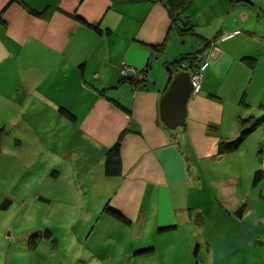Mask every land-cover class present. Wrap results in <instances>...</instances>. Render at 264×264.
Wrapping results in <instances>:
<instances>
[{"label":"crops","instance_id":"1","mask_svg":"<svg viewBox=\"0 0 264 264\" xmlns=\"http://www.w3.org/2000/svg\"><path fill=\"white\" fill-rule=\"evenodd\" d=\"M177 6L0 0V156L28 150L17 162L46 180L36 197L47 215L59 203L52 218L74 220L70 235L92 239L75 255L106 264H264V0H189L181 10L193 28L184 35L171 25ZM195 52L206 63L201 89L185 124L170 129L160 117L177 70L170 63ZM123 62L146 69L145 81L131 82ZM240 119L260 123L237 150L221 152L220 141L240 134ZM11 135L20 147H9ZM118 141L109 174L106 156ZM16 174L11 162L0 164V186L14 187ZM5 198L0 210L12 204ZM106 204L128 222L105 213ZM7 258L0 253V264Z\"/></svg>","mask_w":264,"mask_h":264},{"label":"rangeland","instance_id":"2","mask_svg":"<svg viewBox=\"0 0 264 264\" xmlns=\"http://www.w3.org/2000/svg\"><path fill=\"white\" fill-rule=\"evenodd\" d=\"M2 133L7 134L0 130V134ZM19 140V138L11 135V138L8 139L9 147H20ZM23 142L27 146L30 140H23ZM40 151L36 158V165L38 166H42L39 163L43 162ZM27 152L28 150L21 148L17 149L15 154L12 153L10 157L7 155L0 156V164L11 162L17 167L16 180L18 182V184H14V187L0 186V202L4 197L12 201L9 209L0 210V253L3 256L7 253L8 264H106L96 262L90 257L91 261L87 257V252L83 256L74 254V250L79 244L88 248L92 239L79 241L77 235H70V232H73L74 220H69L70 222L66 223L58 222L57 218H52V215L58 212L59 203H56L54 210L50 215H47L48 203L38 201L36 197L39 192L44 190L46 180L40 183L32 180L27 170H22L23 164H19L26 163L24 161L28 156ZM33 172L36 173V170ZM37 173V175H43L40 172ZM70 210L73 209L70 208ZM75 212H79L78 209L73 211V213ZM92 224L93 222L89 224V228L92 227ZM48 232H50V236L47 235ZM27 233L36 234V247L23 245V235H27ZM53 237L57 240L56 244L51 242ZM97 240L101 241L100 239Z\"/></svg>","mask_w":264,"mask_h":264},{"label":"trees","instance_id":"3","mask_svg":"<svg viewBox=\"0 0 264 264\" xmlns=\"http://www.w3.org/2000/svg\"><path fill=\"white\" fill-rule=\"evenodd\" d=\"M176 2L178 3L177 7H180V9L171 11V25L173 28L177 29L180 34L184 35L187 32H190L193 28V26L191 24H189L185 20V18L183 17L184 10L183 11L181 10L187 5L189 0H176ZM190 54L191 55L193 54V55L191 56ZM190 54H185L183 57H181L178 60H175V61L170 63V65H175L177 68V70L175 72H173V75L176 72L181 71L182 69L188 70L193 65H198V63L201 62V60L200 61L198 60L199 54L197 52L190 53ZM187 58H189V60H190L189 65L183 64L184 59H187ZM145 70L143 69L142 71L145 72ZM173 75H172V77H173ZM128 78H130V81L134 82V83H141V82L145 81V79L138 80L134 76H130ZM63 111L66 112L65 110H63ZM66 113L68 114V112H66ZM259 123H260L259 120L240 119L239 120L240 134L235 139L227 140V141H220V144H219L220 151L221 152H232V151L237 150L241 146L242 141L245 138V136L247 134H249ZM119 147H120V142L118 141L117 143H115L113 145V147L107 153V156H106V158H107L106 169L107 170H106V172L109 174L115 173L117 171V169L113 168L111 166V164H112V162H114V160L118 159ZM262 175H263L262 172L257 171L255 174V177H254L255 181L260 179V177ZM5 204L8 205L9 202H6ZM103 211L105 213L119 219L120 221L128 222V220H126L119 212L111 209L108 206V204H106L103 207ZM170 228H172V226L161 228V230H166V229H170ZM47 235L50 236L49 233ZM35 236H36V234H32L29 236L28 246H30L32 248L36 247V245H37V241L35 239ZM150 251H151V248H146L143 250H139L138 252L144 253V252H150Z\"/></svg>","mask_w":264,"mask_h":264},{"label":"water","instance_id":"4","mask_svg":"<svg viewBox=\"0 0 264 264\" xmlns=\"http://www.w3.org/2000/svg\"><path fill=\"white\" fill-rule=\"evenodd\" d=\"M192 90L189 71L181 70L173 75L160 100V117L168 128L175 129L185 124L187 102Z\"/></svg>","mask_w":264,"mask_h":264},{"label":"built area","instance_id":"5","mask_svg":"<svg viewBox=\"0 0 264 264\" xmlns=\"http://www.w3.org/2000/svg\"><path fill=\"white\" fill-rule=\"evenodd\" d=\"M232 34H228V35H232ZM205 64L206 63L200 62L198 63V65H193L191 68L188 69L192 81L193 93L200 92ZM120 71L123 75H131L137 78L138 80L146 79L147 77L145 72L133 68L132 66L126 64L125 62H123L122 65L120 66Z\"/></svg>","mask_w":264,"mask_h":264}]
</instances>
